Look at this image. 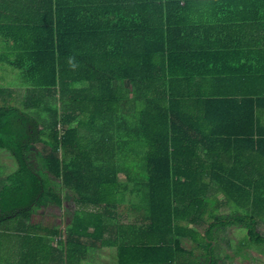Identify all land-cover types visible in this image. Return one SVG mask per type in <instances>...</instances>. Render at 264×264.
Returning <instances> with one entry per match:
<instances>
[{
	"label": "trees",
	"instance_id": "1",
	"mask_svg": "<svg viewBox=\"0 0 264 264\" xmlns=\"http://www.w3.org/2000/svg\"><path fill=\"white\" fill-rule=\"evenodd\" d=\"M93 1H97L89 4L93 9H80L71 0L58 5L55 0H45L40 22L38 18L10 22L16 50L10 63L24 73L30 90L26 102L34 105L54 98L60 102L61 112L52 113L44 122L12 102L13 88L10 105L0 104V148L10 150L19 164L8 177L10 183L0 190V213L4 214L0 221L30 215L36 206L69 209L74 200L73 222L46 227V231L59 235L61 251L68 260L77 258L79 263L87 256L83 238L116 246L117 264H175L187 234L196 245L206 247L202 261L218 263L216 238L210 233L219 226L224 232L234 224L244 226L251 241L264 244L258 218L264 213V130L258 125L259 101L199 98L176 90L185 78L181 70L174 69V40L188 37V26L195 19L187 24L170 17L186 15V6L257 5L264 0ZM136 15L141 22L135 26ZM22 33L28 38H22ZM120 132L126 136L116 144L119 141L114 138ZM41 143L49 149L37 152L34 158L32 153ZM119 147L149 150L143 168L149 182V213L142 234L135 232L116 245L111 236L105 237L104 215L117 200ZM200 148L210 153L206 158L210 163L223 164L217 180L228 198L238 202L253 199L255 208V214L217 218L207 236L188 232L181 224L182 204L188 201L199 211L207 184L200 188L202 177L197 172L187 175L176 166L182 160L181 150ZM225 159L231 160L230 168ZM246 159L255 166L254 180L248 185L238 167ZM131 167L126 165V170ZM179 183L189 188L183 190ZM80 201L97 208L78 209ZM9 202L10 209H4Z\"/></svg>",
	"mask_w": 264,
	"mask_h": 264
},
{
	"label": "crops",
	"instance_id": "2",
	"mask_svg": "<svg viewBox=\"0 0 264 264\" xmlns=\"http://www.w3.org/2000/svg\"><path fill=\"white\" fill-rule=\"evenodd\" d=\"M30 1H33V3L31 4ZM71 1V3L77 4V8L80 9H93L89 7V4L97 3V1L93 0ZM63 3H66V0H55L56 5ZM44 6L45 0H0L1 105H10V88L15 90L14 87H10V83L7 81L8 78L10 80V67L14 66L10 61L16 57V50L14 49L15 41L10 30V22L17 19L28 20L30 18H38L40 22L44 18V9L46 8ZM183 8L187 12L186 15L177 16L176 18L174 15H171L170 17L186 20L187 24L192 19H195V21H192L188 26L190 27L191 25L188 37L174 40V47L177 48V51L171 53L174 69L181 70L185 78V80H181L182 84L178 85L175 89L191 92L199 96V98H234L239 100L253 98L254 100H258V125L260 129L264 130V4L193 5ZM138 18V15H136V19L134 20L135 26L138 23L137 21L141 22V19ZM21 37L27 39L28 35L22 33ZM179 47L182 48L181 51ZM23 88L26 92L24 97L26 102L30 90L27 86ZM11 100L14 103L17 102L16 99L12 98ZM247 104H251V102L247 100ZM43 149L46 151V146ZM236 149H244L246 156L249 154V151L245 148L236 146ZM207 154L210 153L204 148L197 150L183 149L180 151L182 160L176 164L177 167L184 169L187 175H190L193 171L197 172L202 177V182L199 183L200 188L203 183L207 184L205 203L199 211H197L195 206L190 207L188 201L182 204L183 219L181 220V224L185 227L186 231L195 230L199 233V236H207L210 230H212L213 224H217L212 222L216 221L217 218H222L225 214H255L253 199L249 200L246 198L238 202L229 199L223 192L217 180V177L220 176L223 170L221 167L223 164L210 163L206 159L208 157ZM114 155L115 157L117 155L119 158L121 157L118 180L115 183L117 200L115 205L104 215V220L107 225L105 237H113L117 241L114 244L117 245L123 242L124 237L128 239L127 236L129 238L135 236L134 230L125 232L122 227L124 225L123 221L126 220L125 217L130 213L135 214L136 212L134 204L130 206L131 210L127 209L126 211L123 209V200L128 195L126 190H136L135 197L137 200L142 195L143 197H147L146 201L149 205L148 180H144L143 182L141 179L126 172V165L137 166L143 164L144 160L147 163L146 157L149 155V150L146 148L120 150L117 152V155ZM4 160L7 161L6 157H4ZM247 160L245 164H239L238 167L240 169V176L245 178L248 185L249 182L254 180L255 166L253 161L249 163ZM8 162L10 163V160ZM224 164L228 168L232 166L231 160L228 159H225ZM40 169L44 170V167L41 166ZM8 175L10 174L3 176V178H6ZM182 180H185V175H183ZM3 186L0 184V190ZM178 186L183 190L189 188V185L186 183H179ZM60 193L64 195L65 191L62 190ZM183 195H186V193L183 192ZM73 198L77 199L74 193ZM73 204H75L74 200L70 201V205ZM84 205L85 202L78 203L77 207ZM65 210H62V214L69 211L74 212L72 208ZM148 213L145 215V219ZM5 220L0 221V264H5L8 261L10 249L15 246L14 231L10 227H4ZM238 226L240 225L234 224L229 229L234 230ZM220 227L222 226L215 228L214 234L217 233ZM189 235L187 234V236L182 237L183 244L189 241L197 246L198 249L204 247L202 244L196 245L188 237ZM103 247L112 249L113 246L105 244ZM111 255H105L109 261ZM114 255L117 263V251Z\"/></svg>",
	"mask_w": 264,
	"mask_h": 264
},
{
	"label": "rangeland",
	"instance_id": "3",
	"mask_svg": "<svg viewBox=\"0 0 264 264\" xmlns=\"http://www.w3.org/2000/svg\"><path fill=\"white\" fill-rule=\"evenodd\" d=\"M11 65V64H10ZM7 80V78H5ZM10 87L15 88V99L18 106L24 109L31 115L38 116L42 121L49 120L52 113L61 112V104L54 98H49L48 101L38 102V104L30 105L25 102L24 97L26 92L24 86H26V80L24 79V73L21 69L13 66L10 67ZM51 108L53 110H51ZM85 135L87 131L82 129ZM126 136L124 132H120L114 138L121 144V139ZM135 147V144H134ZM44 148V144L37 145L35 152L32 153L34 158L37 156V152L41 153ZM47 149H49L46 146ZM119 150H122L119 147ZM127 148V147H126ZM41 150V151H40ZM124 150V149H123ZM6 157L7 161L4 160ZM10 160V163L8 162ZM37 159H35L36 161ZM19 168L18 161L12 155L8 149L0 148V184L6 185L10 183L8 177L3 178L7 174H11ZM145 160L143 164L128 168L130 175H134L136 178L141 179L143 182L146 180ZM7 173V174H6ZM2 188V187H1ZM127 196L123 200V209L131 210L132 204L136 209L135 214H128L126 220L122 225L125 232L134 230L138 234H142L144 228L147 226L145 215L149 211V205L146 198L142 197L137 200L135 195L136 190H126ZM126 200V201H125ZM100 207V206H99ZM73 208V205H70ZM81 208L83 209H96L97 206L93 203L87 202ZM101 208V207H100ZM4 209H10L9 205ZM63 206L49 205V206H36L35 212L30 215H16L14 217H7L4 221V227H10L14 231L15 246L10 249V258L5 264H117L115 261V255L117 248L113 246L112 249L103 247L101 240H95L91 238H83V241L88 245L87 256L81 263L77 261V258L66 259V253L64 254L61 245V237L57 234L49 235L46 231V227L59 228L68 226L73 222L74 212L69 211L62 214ZM80 209V207L78 208ZM67 210V209H66ZM65 210V211H66ZM73 210V209H72ZM0 213V216H3ZM260 220V227L264 230V214L258 215ZM142 228V229H141ZM142 231V232H141ZM216 238V245L214 247L215 255L218 258V263L215 264H264V244H256L250 240L247 232V228L238 226L234 230L231 228L224 232L223 226L220 227L216 234H211ZM247 236V237H246ZM112 241H115L113 237ZM126 237L122 241H125ZM184 249L178 252L175 260V264H206L201 260L200 255L206 253V247L197 248L193 243H182ZM113 254H112V252ZM111 255L110 261L105 255ZM248 260V261H247ZM247 261V262H246ZM245 262V263H244Z\"/></svg>",
	"mask_w": 264,
	"mask_h": 264
},
{
	"label": "water",
	"instance_id": "4",
	"mask_svg": "<svg viewBox=\"0 0 264 264\" xmlns=\"http://www.w3.org/2000/svg\"><path fill=\"white\" fill-rule=\"evenodd\" d=\"M66 259H67V255H66Z\"/></svg>",
	"mask_w": 264,
	"mask_h": 264
}]
</instances>
